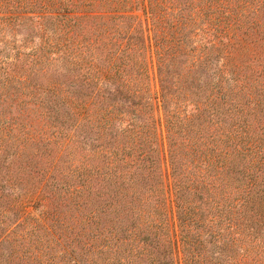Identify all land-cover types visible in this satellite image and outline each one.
Segmentation results:
<instances>
[{
  "label": "trees",
  "instance_id": "1",
  "mask_svg": "<svg viewBox=\"0 0 264 264\" xmlns=\"http://www.w3.org/2000/svg\"><path fill=\"white\" fill-rule=\"evenodd\" d=\"M132 2L0 0V264H264V0Z\"/></svg>",
  "mask_w": 264,
  "mask_h": 264
},
{
  "label": "rangeland",
  "instance_id": "2",
  "mask_svg": "<svg viewBox=\"0 0 264 264\" xmlns=\"http://www.w3.org/2000/svg\"><path fill=\"white\" fill-rule=\"evenodd\" d=\"M133 6L135 9H132V14H135L136 18L139 20V22L142 25V28L145 29V35L148 37L149 44H150V57H149V65H148V74L150 78V88L153 92H155V95H157L158 91V82H157V76H156V65L155 60L152 55V31L150 29L151 25L149 23V18L146 14L142 11V6L145 5L146 0H132ZM24 32L27 34V30L24 29ZM156 115L161 120L162 118V112L159 106V102L156 99ZM162 128V126H160ZM163 129H161L162 134V148H161V157H160V164H161V171H162V179H163V190H164V196H165V203H166V212L168 217V226L170 230V234L173 238L174 242V252H175V258L177 260H180L181 253H180V246L178 241V235H177V221H176V214H175V207H174V200L171 190V177H170V169L168 165L167 160V153L166 148L163 140Z\"/></svg>",
  "mask_w": 264,
  "mask_h": 264
}]
</instances>
